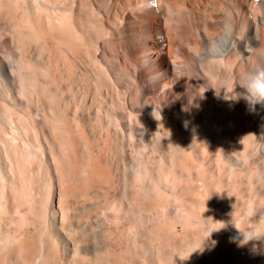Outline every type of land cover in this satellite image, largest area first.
<instances>
[{
	"label": "bare ground",
	"instance_id": "6f19581e",
	"mask_svg": "<svg viewBox=\"0 0 264 264\" xmlns=\"http://www.w3.org/2000/svg\"><path fill=\"white\" fill-rule=\"evenodd\" d=\"M264 0H0V264H264Z\"/></svg>",
	"mask_w": 264,
	"mask_h": 264
},
{
	"label": "clouds",
	"instance_id": "9594fccd",
	"mask_svg": "<svg viewBox=\"0 0 264 264\" xmlns=\"http://www.w3.org/2000/svg\"><path fill=\"white\" fill-rule=\"evenodd\" d=\"M245 99L250 108L254 109L256 104H264V67H258L246 76Z\"/></svg>",
	"mask_w": 264,
	"mask_h": 264
}]
</instances>
